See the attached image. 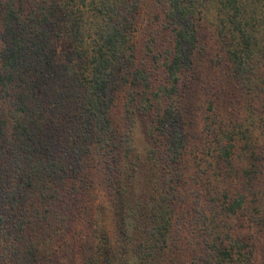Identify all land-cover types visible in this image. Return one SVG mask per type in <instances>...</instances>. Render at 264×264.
Returning a JSON list of instances; mask_svg holds the SVG:
<instances>
[{
	"label": "trees",
	"instance_id": "trees-1",
	"mask_svg": "<svg viewBox=\"0 0 264 264\" xmlns=\"http://www.w3.org/2000/svg\"><path fill=\"white\" fill-rule=\"evenodd\" d=\"M195 1H164L172 41L157 74L138 54L143 0H0V107L3 102L7 109L0 110V264L42 258L51 264L56 242L82 222L91 250L84 264H179L192 224L206 228L189 252L200 264H254L237 225L261 219L264 226V147L249 152V129L244 133L225 118L216 129L220 172L225 164L232 172L246 168L222 195L210 180L212 200L193 207L179 198L187 189L180 180L187 136L178 102L184 65L198 42ZM256 2L219 0L220 27L230 40L232 81L264 116V12ZM50 32L72 48L57 62L61 68H54ZM120 112L151 119L161 198L137 207L127 198L125 215L111 231L93 220L106 205L126 199L113 198L135 151ZM102 191L110 198H93L98 201L89 206L84 197ZM215 215L232 228L219 229Z\"/></svg>",
	"mask_w": 264,
	"mask_h": 264
},
{
	"label": "rangeland",
	"instance_id": "rangeland-1",
	"mask_svg": "<svg viewBox=\"0 0 264 264\" xmlns=\"http://www.w3.org/2000/svg\"><path fill=\"white\" fill-rule=\"evenodd\" d=\"M165 0H143L138 18L137 48L142 59H148L158 74L161 63L165 61L167 52L171 47L172 26L165 8ZM252 1V0H250ZM196 19L193 27L198 32V42L191 50L188 62L184 65L182 80L179 92L178 108L181 112V123L187 136V148L184 152V163L180 172L183 174L182 182L186 184L181 202H188L196 207L198 202L212 200L214 189L208 185L210 180L214 185H219L222 190L227 183L237 180V174H242L243 165L233 172L230 166L222 165L220 172L217 161L219 148L217 127L225 118L231 126H236L240 131L250 130L252 134V147L249 152L264 147V116H261L258 109L251 105V95L232 81L230 69L226 65L229 49V41L223 38L220 24L223 20L224 8L219 0H196ZM256 10L264 12V0H257ZM253 7V6H252ZM53 42V49L50 54L54 57V68H61L58 64L72 49L67 40L56 33L50 32ZM69 55V54H68ZM64 57V58H63ZM158 59V63L155 61ZM58 62V63H57ZM58 64V65H57ZM232 82V83H231ZM158 86V85H157ZM250 103V104H249ZM0 110L5 112L6 105L1 103ZM220 114L224 117H221ZM122 128L127 132H133L135 151L128 165V170H123V181L118 194L113 198H126L124 201L116 202L115 205H106L105 212L99 219H94V225L101 224L108 230H115L119 220L125 215L127 198H134V206H141L146 198H161L158 186V171L154 165L156 159L157 138L153 134L151 119L147 116L136 113L133 119L127 114L120 112ZM244 132V133H245ZM131 134V133H130ZM132 135V134H131ZM245 150L243 146L239 151ZM250 154V153H249ZM240 157V156H239ZM240 163V160L238 159ZM248 170H253L249 169ZM185 188V185H184ZM205 188L209 190L206 191ZM102 191L98 195H87L88 204L98 200L93 198H110ZM264 195V188L260 190ZM220 195V196H221ZM216 197V196H215ZM252 198V197H251ZM227 200V198H223ZM125 202V203H124ZM192 213H194L192 211ZM124 214V215H123ZM86 215V214H85ZM219 215H215L218 217ZM200 217V216H199ZM213 215L210 216L212 219ZM85 224L90 219L85 216ZM204 222V218L201 219ZM259 220V221H258ZM261 219L255 223H237L249 241L250 249L254 252V264H264V226ZM84 222L73 226L66 235V241H57L53 247L54 259L51 264H84L87 259L85 255L90 254V245L87 238L90 237L89 228L82 226ZM139 230L144 231V223L140 222ZM219 229L228 232L232 228L227 224L225 217L219 216L217 221ZM198 230V231H197ZM204 225L192 224L188 228L189 242L185 241L183 249H180L179 264H200L198 258L194 257L190 250L195 247L200 239L201 231H205ZM195 233L198 236L194 237ZM189 247V249H187ZM42 258L37 264H44Z\"/></svg>",
	"mask_w": 264,
	"mask_h": 264
}]
</instances>
